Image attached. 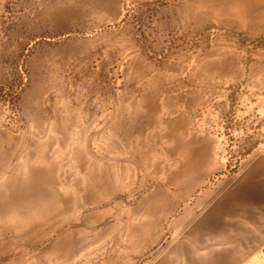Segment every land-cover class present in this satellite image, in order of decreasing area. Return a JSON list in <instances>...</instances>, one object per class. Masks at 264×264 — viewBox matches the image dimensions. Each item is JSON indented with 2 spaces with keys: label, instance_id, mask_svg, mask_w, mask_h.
Masks as SVG:
<instances>
[{
  "label": "rangeland",
  "instance_id": "374dc122",
  "mask_svg": "<svg viewBox=\"0 0 264 264\" xmlns=\"http://www.w3.org/2000/svg\"><path fill=\"white\" fill-rule=\"evenodd\" d=\"M262 109L264 0H0V264H264Z\"/></svg>",
  "mask_w": 264,
  "mask_h": 264
},
{
  "label": "crops",
  "instance_id": "0c3cea01",
  "mask_svg": "<svg viewBox=\"0 0 264 264\" xmlns=\"http://www.w3.org/2000/svg\"><path fill=\"white\" fill-rule=\"evenodd\" d=\"M259 113L264 120V109ZM249 168L250 170L242 180V184L239 183L236 186L228 187L223 190L219 200L216 201L214 215L210 214L208 220L206 218L205 227H207V225L209 227L213 226L215 230H219V227H221L222 232L233 231L231 228L240 223L236 218H238V216L245 218L249 212L247 202H253L252 208L258 206V204L260 207H264V193H262V186L264 184V160H260L256 164L254 163V165L249 166ZM257 185H261L260 188H257ZM227 227H230V229ZM241 232L247 234L244 238L247 242L250 240V246L241 244L242 247L252 248L255 246V243H253L254 241L259 242L255 235H249L248 230H241Z\"/></svg>",
  "mask_w": 264,
  "mask_h": 264
},
{
  "label": "water",
  "instance_id": "95a60500",
  "mask_svg": "<svg viewBox=\"0 0 264 264\" xmlns=\"http://www.w3.org/2000/svg\"><path fill=\"white\" fill-rule=\"evenodd\" d=\"M156 251H157V249L154 250V251H152V252H150L149 254L145 255L144 257H142L140 259L139 263L142 262V261H144V260H146V259H148V258H150V257H152L156 253Z\"/></svg>",
  "mask_w": 264,
  "mask_h": 264
}]
</instances>
